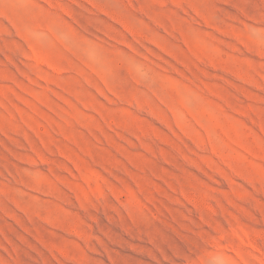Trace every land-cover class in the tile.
Wrapping results in <instances>:
<instances>
[{"label":"rangeland","instance_id":"obj_1","mask_svg":"<svg viewBox=\"0 0 264 264\" xmlns=\"http://www.w3.org/2000/svg\"><path fill=\"white\" fill-rule=\"evenodd\" d=\"M0 264H264V0H0Z\"/></svg>","mask_w":264,"mask_h":264}]
</instances>
